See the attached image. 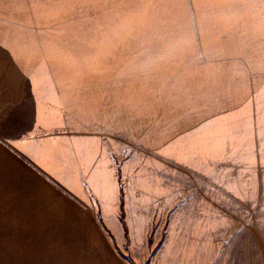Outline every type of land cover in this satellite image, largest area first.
Masks as SVG:
<instances>
[{"label": "rangeland", "instance_id": "374dc122", "mask_svg": "<svg viewBox=\"0 0 264 264\" xmlns=\"http://www.w3.org/2000/svg\"><path fill=\"white\" fill-rule=\"evenodd\" d=\"M5 96L118 116L126 159L179 157L181 195L198 199L185 210L220 213L222 244L242 238L264 264V0H0ZM107 235L112 258H133ZM76 238L30 220L0 259L100 258Z\"/></svg>", "mask_w": 264, "mask_h": 264}, {"label": "crops", "instance_id": "0c3cea01", "mask_svg": "<svg viewBox=\"0 0 264 264\" xmlns=\"http://www.w3.org/2000/svg\"><path fill=\"white\" fill-rule=\"evenodd\" d=\"M7 98L0 101L1 240L27 236L30 220H47L60 235L102 253L0 264H253L251 245L242 238L222 244L220 213L185 210L183 205L198 199L181 195L171 166H182L179 157L141 159L133 150L126 159L118 116L94 111L90 100L31 107ZM153 162L161 165L141 171ZM187 166L196 171L194 164ZM106 229L120 250L128 245L132 259L111 257Z\"/></svg>", "mask_w": 264, "mask_h": 264}, {"label": "trees", "instance_id": "16d2710c", "mask_svg": "<svg viewBox=\"0 0 264 264\" xmlns=\"http://www.w3.org/2000/svg\"><path fill=\"white\" fill-rule=\"evenodd\" d=\"M103 224V223H102Z\"/></svg>", "mask_w": 264, "mask_h": 264}]
</instances>
